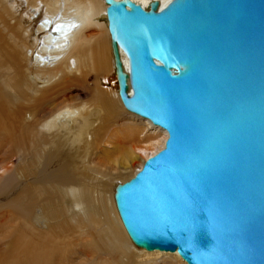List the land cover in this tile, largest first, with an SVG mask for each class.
Listing matches in <instances>:
<instances>
[{
  "label": "water",
  "instance_id": "water-1",
  "mask_svg": "<svg viewBox=\"0 0 264 264\" xmlns=\"http://www.w3.org/2000/svg\"><path fill=\"white\" fill-rule=\"evenodd\" d=\"M103 1L120 101L166 131L114 187L129 239L187 264H264V0Z\"/></svg>",
  "mask_w": 264,
  "mask_h": 264
},
{
  "label": "bare ground",
  "instance_id": "bare-ground-1",
  "mask_svg": "<svg viewBox=\"0 0 264 264\" xmlns=\"http://www.w3.org/2000/svg\"><path fill=\"white\" fill-rule=\"evenodd\" d=\"M131 1L145 8L151 0ZM156 1L160 8L170 0ZM104 10L103 0H0L2 170H6L5 161L20 157L13 178L10 175L19 182L18 187L12 186L13 180L0 186V243H6L8 254L13 253L7 255L9 259L16 255L15 261L24 264H94L98 253L94 257L86 251L88 241L82 235H93L89 231L96 227L91 229L89 225L96 219L114 252L129 264H156L159 260L168 264L170 258V264H187L175 251H146L134 245L114 199L105 192L106 174L90 167L93 159L77 162L76 152L87 153L89 149V155L95 157L98 151L101 158L111 162L114 171L126 170L140 159L129 173L134 175L163 147L166 138L164 129L122 105L115 85L109 88L99 82L102 79L107 83L115 66L106 21L96 18L99 14L104 18ZM117 49L126 69L125 57ZM92 72L96 76L87 100L76 101L67 95L74 80L81 81L83 89L88 88L84 82ZM123 114L141 120L143 127L126 120L116 130L114 124ZM112 125L116 133L110 132ZM144 127L153 133H144ZM103 238L98 237L100 242ZM73 239L82 247L75 246ZM129 250L137 252L133 261Z\"/></svg>",
  "mask_w": 264,
  "mask_h": 264
},
{
  "label": "rangeland",
  "instance_id": "rangeland-1",
  "mask_svg": "<svg viewBox=\"0 0 264 264\" xmlns=\"http://www.w3.org/2000/svg\"><path fill=\"white\" fill-rule=\"evenodd\" d=\"M96 18H97V20L99 21V22H103V21H105L104 20V18H103V16H102V14H99V15H97L96 16ZM95 76H96V74L95 73H89L88 74V76H87V79H86V82H84V84L86 83L87 85H88V88H86V89H83L82 88V82L81 81H78V83H80V85L78 84V83H76L77 81L76 80H74V81H72L71 82V84H73L71 87H72V90H69L68 91V94L67 95H70L73 99H76V101L77 100H87L89 97H90V94H91V92L92 91H90V89L94 86V81H95ZM108 81H107V83H104L103 81H102V79H100L99 80V82L101 83V86H105V84H106V86L107 87H109V88H111V87H115L114 85H115V82H114V75H111V74H109L108 76ZM106 77V78H107ZM74 83H75V85L76 86H74ZM103 83V84H102ZM78 84V85H77ZM75 87V89H74V87ZM78 86V87H77ZM90 86V87H89ZM118 117L119 118H117L118 120H117V124H114V125H117L116 127H117V129L115 128V126L114 125H112L111 127H110V132H113V133H116V131H113L112 129H116V130H118L119 129V125H121V123H123L122 121H125L126 122V120L127 121H132V122H134V123H136V124H139V125H143L142 124V122H141V120H139V119H131L128 115H125V114H123V115H118ZM126 118V119H125ZM129 120H128V119ZM121 122V123H120ZM143 127V126H142ZM114 129V130H115ZM147 130V131H146ZM153 133V130L152 129H149V127H144V133H147V134H149V133ZM149 148H151V146L149 147ZM92 152V149H89L88 150V152L86 153V152H83L82 150H79L78 152H76V155L78 156V158H77V162L78 163H80L81 161H85V160H91V159H93V161L95 162H97V161H99V163L97 162V163H95V165H94V162L93 163H91V166L90 167H92V168H95V169H98L99 171H100V173L101 174H106L105 175V178H103V182H106L107 183V186H106V188H105V192H107L106 194H108V195H110L112 198H113V192H114V187L118 184V183H122V182H124V181H126V180H128L130 177H132L133 176V174L132 175H129V173H131V170H134L135 168H136V166L138 165L137 163H139V161H140V159H136L135 161H134V167H133V165L130 167V168H128V169H126V170H124V169H120L121 171H122V174H121V172H120V170H119V168L118 169H115V171L114 170H112V169H114L115 168V166L113 165V164H111V162H106L107 160L106 159H104L105 157H102L101 158V154L99 155L97 152H96V155H95V157H98L97 159H95V157H94V155L92 156V154L91 155H89L90 153ZM84 155H85V157H84ZM89 155V156H88ZM100 157H99V156ZM93 157V158H92ZM143 157V156H142ZM85 158V159H84ZM95 159V160H94ZM8 161H10V162H8ZM0 163H1V161H0ZM19 163H20V157L19 156H14V157H12L11 159H9V160H7V161H5V163H4V167H6V170H4V168H3V170H2V168H1V164H0V178H2L1 180H0V186H4V181L6 182L7 181V183L8 184H6L5 183V186L6 185H9V183L10 184H12V180L13 179H10V175L12 176L13 174H14V169L19 165ZM102 163V164H101ZM80 165V164H79ZM93 165H94V167H93ZM97 165H98V167H97ZM107 166V167H106ZM99 167H100V169H99ZM111 167H112V169H111ZM109 168V169H108ZM133 168V169H132ZM106 171H109V172H106ZM97 170V171H98ZM127 170H129V171H127ZM127 171V172H126ZM103 172V173H102ZM105 172V173H104ZM112 172V173H111ZM114 172H119L120 173V176H127V177H125L124 179H122L118 174H114ZM123 172H126V173H123ZM108 173H109V177H108ZM106 176H107V178H106ZM7 177V178H6ZM113 177H115V178H113ZM12 178H13V176H12ZM117 178H120V180L119 179H117ZM6 179V180H5ZM7 179H9V180H7ZM109 182H108V181ZM117 180V181H116ZM119 181V182H118ZM13 183L14 184H12V186H16V187H18V185H19V182H16L15 180H13ZM11 188H9L8 190H10ZM0 191H3L2 189H0ZM2 194V193H1ZM2 195H0V197H1ZM108 203H109V201H108ZM96 222V219H94V222H92L90 225H89V227L91 226V229L92 228H94V227H96V229L94 228V230L92 231V230H90V228H86V230L88 229V230H90L89 232H93L92 234L93 235H89V234H87V235H82V239L84 240V241H88L87 243V245L85 246V248H86V251H88V252H90V253H94L93 255H94V257H95V253H98V255L95 257L96 259H98V261L100 262V264H104V263H108V264H110V263H115V264H127L128 262H126L125 261V259H121V257L119 256V254L118 253H116V252H114V249H113V247H111V245H110V243H109V240H108V238H107V236L104 234V233H101V230H102V227H101V225L100 224H97V222ZM88 227V226H87ZM94 232H95V236H94ZM100 232V234H103V235H98L97 236V233H99ZM104 238H103V237ZM98 237H100V239L101 238H103V240H102V242L105 244L106 242L108 243V244H105V245H103V243L102 242H100L101 240H99L98 239ZM106 238V239H105ZM74 240V239H73ZM94 240V241H93ZM98 240V242L96 243V241ZM106 242H105V241ZM92 242V243H91ZM94 242V243H93ZM100 243H102L101 245H100ZM5 244V245H4ZM73 244L76 246L77 245V247L78 248H81L82 247V244L80 245V247H79V241H77V240H74L73 241ZM91 245V246H90ZM101 247H100V246ZM108 245V246H107ZM7 246H9V245H7ZM66 246H68V248H69V244L68 243H66ZM105 246V247H104ZM7 247H6V243H3L2 244V242L0 243V252L3 250V253L1 252L0 253V264H24L22 261H20L19 259H17V261H15L16 259H14L15 258V253L17 254V251H19V249H17L16 251H14L15 253H14V258H10L9 259V255L10 254H13L11 251H10V253L8 254V252H7V249H6ZM92 248V249H91ZM96 248V249H95ZM105 248V249H104ZM109 248H111V250L109 249ZM106 250H108V251H106ZM60 251V250H59ZM59 251H57L56 252V254L59 252ZM99 251V252H98ZM108 254H107V253ZM101 253V254H100ZM128 254H129V257H131V260L133 261V260H135V257H134V255H136L137 254V252H135L134 250H129V252H128ZM3 255H4V258H3ZM8 255V256H7ZM100 255V256H99ZM105 255H107V256H105ZM7 256V257H6ZM1 257H2V259H1ZM17 257V256H16ZM98 257V258H97ZM103 258V260H101L100 258ZM18 258H22L21 257V255H18ZM108 259V261H106V262H104L106 259ZM118 258H120V259H118ZM167 259H168V257H166ZM12 259H14V260H12ZM94 260V264H97V263H99L97 260ZM114 259H117V260H114ZM140 259V258H139ZM138 260V259H137ZM169 260V259H168ZM109 261H111L110 263H109ZM118 263H117V262ZM91 263H93V261L91 262ZM162 262H161V260H159V261H157L156 262V264H161ZM171 263V258H170V261H169V263L168 264H170ZM129 264V263H128ZM163 264V263H162Z\"/></svg>",
  "mask_w": 264,
  "mask_h": 264
}]
</instances>
